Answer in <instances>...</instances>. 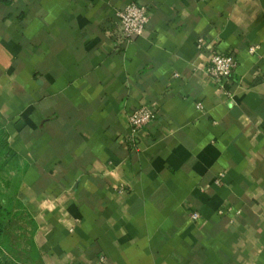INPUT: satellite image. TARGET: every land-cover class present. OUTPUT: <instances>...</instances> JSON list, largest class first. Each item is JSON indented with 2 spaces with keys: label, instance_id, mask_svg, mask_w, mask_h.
I'll use <instances>...</instances> for the list:
<instances>
[{
  "label": "crops",
  "instance_id": "0c3cea01",
  "mask_svg": "<svg viewBox=\"0 0 264 264\" xmlns=\"http://www.w3.org/2000/svg\"><path fill=\"white\" fill-rule=\"evenodd\" d=\"M131 2L151 19L120 48ZM200 38L237 61L225 91ZM0 127L32 263L264 264V0L0 2Z\"/></svg>",
  "mask_w": 264,
  "mask_h": 264
},
{
  "label": "built area",
  "instance_id": "2783aa9c",
  "mask_svg": "<svg viewBox=\"0 0 264 264\" xmlns=\"http://www.w3.org/2000/svg\"><path fill=\"white\" fill-rule=\"evenodd\" d=\"M16 1L17 0H0V2H6L9 4ZM150 19L151 12L149 6L139 2H131L119 9L116 12L115 22L118 34L117 45L121 48L124 45L143 37L146 33V28ZM196 46L199 51L208 50L210 52L206 74L217 89L225 91V88L231 81L237 67L235 57L233 55L220 53L217 50L216 44L208 42L203 38L197 40ZM258 49V46H250L248 51L250 54H256ZM227 95L231 96L229 92H227ZM158 112L159 106L156 104H150L134 110L129 115L130 142H136L135 138L137 134L157 119ZM221 177L222 176H220V180H217V183L221 181ZM190 219L197 221L199 219V214H191Z\"/></svg>",
  "mask_w": 264,
  "mask_h": 264
},
{
  "label": "rangeland",
  "instance_id": "374dc122",
  "mask_svg": "<svg viewBox=\"0 0 264 264\" xmlns=\"http://www.w3.org/2000/svg\"><path fill=\"white\" fill-rule=\"evenodd\" d=\"M5 141L0 127V259L5 264H34L33 225L16 198L17 170L7 157Z\"/></svg>",
  "mask_w": 264,
  "mask_h": 264
},
{
  "label": "trees",
  "instance_id": "16d2710c",
  "mask_svg": "<svg viewBox=\"0 0 264 264\" xmlns=\"http://www.w3.org/2000/svg\"><path fill=\"white\" fill-rule=\"evenodd\" d=\"M5 139H7V138H6V135H5ZM5 145H6L7 152H8V156H7V157H9V158L14 162V164H15V169H16L17 171H19V170H20V167L18 166L17 160L14 158L13 154H11L10 150L8 149L6 141H5ZM16 191H17V186H16ZM16 191H15V193H16ZM31 223H32V222H31ZM32 224H33V223H32ZM31 246L33 247L32 243H31ZM5 262H6V261H2V260L0 259V264H5Z\"/></svg>",
  "mask_w": 264,
  "mask_h": 264
}]
</instances>
